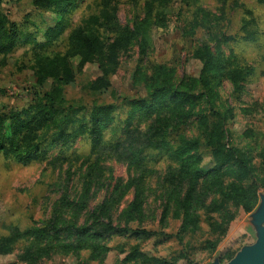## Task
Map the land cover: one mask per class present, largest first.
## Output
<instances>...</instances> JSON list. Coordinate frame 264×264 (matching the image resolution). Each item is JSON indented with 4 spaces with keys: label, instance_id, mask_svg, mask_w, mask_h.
Listing matches in <instances>:
<instances>
[{
    "label": "rangeland",
    "instance_id": "obj_1",
    "mask_svg": "<svg viewBox=\"0 0 264 264\" xmlns=\"http://www.w3.org/2000/svg\"><path fill=\"white\" fill-rule=\"evenodd\" d=\"M146 2L118 0L114 24L132 32L145 28L140 25L145 19ZM99 7V0H75L67 6L63 17L36 9L31 0L4 1L3 14L18 28L19 41L11 53L0 56V61H5L0 70V90L3 91L0 115L28 109L50 89L51 81L43 87L37 86L32 70L35 55L64 54L67 37L82 28L90 17L98 15ZM165 14L166 28H145V33L140 31L131 45L119 53L108 90L86 89L88 83L101 75L98 65L93 63L76 72L74 82L63 92L69 104L85 110L95 105L115 106L114 122L105 130L102 147L93 152L87 135L71 140L68 146L51 142L50 135L49 141L43 143L45 152L29 162L16 163L0 154V237L13 228L23 231L42 227L51 219L54 206L62 198L71 206L66 218H71L72 210L77 211L80 227L101 228L110 222L115 227L127 225L129 229L155 232L154 235L143 240L119 233L104 236L102 242L116 248L107 252L102 262L90 261L89 251L83 250L67 254L53 252L26 263L21 256L27 242L20 241L13 246L11 254L0 255V264H122L134 249L147 258L165 260L168 264H227L242 248L256 242L257 231L251 216L264 196V0H170ZM204 15L209 16V21H205V25L195 24V17L201 22ZM59 21L64 32L48 44L45 33ZM113 35L107 31L102 33V38L110 40ZM205 45L214 56L219 55L225 66L237 69L242 81L235 86L221 78L211 101H201L179 133L199 140L196 154L200 160L196 170L203 174L213 170L211 149L198 125L205 116L209 129L213 126L219 129L220 144L245 156L252 173L242 185L255 187L258 201L250 213H245L224 201L222 194L210 197L206 201L208 209L198 211L197 227L188 226L181 231L180 241L176 236L183 224L182 217L172 202L167 205L162 184L171 162L163 155H154L148 161L150 173L144 183L142 214L127 222L123 213L133 200L132 188L122 199L111 201L116 187L119 184L124 187L132 175L116 150L118 147V151L122 150L120 145L129 142L137 148L145 144L149 122H126L130 114L128 101L145 98L148 94V85L137 79L138 66L146 77H152L157 66H163L171 72L174 86L191 90V81L199 78L202 70V63L194 55ZM77 63L75 59L74 68ZM213 111L220 115H213ZM172 138L175 142L176 138ZM91 163H97L92 173L96 179L86 189V174L92 169ZM232 180V177L226 179L225 184ZM216 207L220 209L217 211ZM72 238L61 229L56 246H64Z\"/></svg>",
    "mask_w": 264,
    "mask_h": 264
},
{
    "label": "trees",
    "instance_id": "obj_2",
    "mask_svg": "<svg viewBox=\"0 0 264 264\" xmlns=\"http://www.w3.org/2000/svg\"><path fill=\"white\" fill-rule=\"evenodd\" d=\"M4 1L0 0V56L3 57L11 53L19 41L18 28L3 14ZM31 1L38 10L54 12L64 17L67 11L65 9L75 0ZM117 1L99 0L98 15L90 17L82 28L74 30L67 37V49L64 54L35 55L32 70L37 86L43 87L48 81H51V86L28 109L0 115V154L4 158L16 163L29 162L45 152L43 143L49 141L50 135L51 142H61L63 146H68L71 140L79 136L87 135L93 152L104 145L103 136L105 130L114 122L115 106L95 105L90 110H85L82 106L69 104L64 99L63 92L74 82L76 72H81L85 65L93 63L98 65L101 75L88 83L86 89L93 92L108 90L109 77L115 73L119 53L131 45L134 38L140 35V31L145 33V28L167 27L165 10L170 0H147L145 19L140 25L141 28L145 25V28L137 29V32L118 28L114 24ZM207 17L204 15L201 22H198L196 16L195 24L205 25V21H209ZM107 31L114 33L110 40L102 38V33ZM63 32V24L59 21L54 28L47 30L44 37L47 43L51 44ZM194 57L202 63V70L200 77L191 81V90L174 86L171 72L163 66H157L152 77H146L145 71H141L138 66L137 79L148 85V94L145 98L128 101L130 114L126 122H149V126L145 132L143 147L137 148L129 142L127 145H120L122 150L118 151L119 147L116 150L119 159L127 164L132 175L124 187L119 184L111 195V201H118L132 188L133 200L123 215L127 222L136 219L142 214L144 183L146 175L150 173L147 168L148 161L154 155H163L171 162L162 182L165 186L167 205L172 202L182 217L183 224L176 236L180 241L181 231L188 229V226L191 229L197 227L198 211L208 209L206 201L210 197L222 194L224 201L234 204L245 213H250L258 201L256 188L242 185L252 173L245 156L234 149L224 148L220 144L219 129L215 126L209 129L205 116L200 118L198 125L211 149L215 162L213 170L205 174L196 170L195 166L200 160L196 154L199 140L185 138L179 133L180 128L194 116V110L199 103L211 101L221 78L229 80L235 86L242 81L240 72L225 66L219 55L214 56L211 53L209 46L205 45L198 50ZM75 59L78 63L74 68ZM4 65L5 61L2 59L0 70ZM2 93L0 90V94ZM212 114L220 115L215 111ZM172 136L176 138L175 142ZM192 152L194 154H191ZM96 165L97 163L90 164L92 169L86 174V189L90 188L96 179L92 174ZM230 177L233 180L225 184L226 179ZM68 207H71L68 200L62 198L54 206L51 219L43 223L42 227L23 231L11 229L6 236L0 237V255L11 254L15 244L26 241L27 246L21 256V260L26 263L35 262L53 252L67 254L83 250L89 251L90 261L102 262L107 252L116 248L107 247L102 242L104 236L119 233L143 240L155 233L129 229L127 225L115 227L110 222L101 228L80 227L77 225V211L72 210L74 214L70 219L66 218ZM220 208L214 209L218 211ZM164 212H167L166 208ZM61 229L73 238L64 246H56V237ZM138 261L142 264H168L165 260L147 258L136 249L124 258L122 264Z\"/></svg>",
    "mask_w": 264,
    "mask_h": 264
},
{
    "label": "water",
    "instance_id": "obj_3",
    "mask_svg": "<svg viewBox=\"0 0 264 264\" xmlns=\"http://www.w3.org/2000/svg\"><path fill=\"white\" fill-rule=\"evenodd\" d=\"M251 218L257 231L256 242L242 248L227 264H264V196L261 197L260 206Z\"/></svg>",
    "mask_w": 264,
    "mask_h": 264
}]
</instances>
